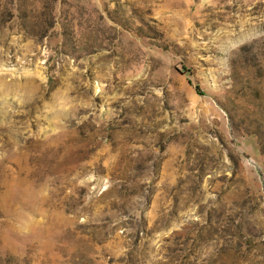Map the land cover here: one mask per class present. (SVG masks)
Returning a JSON list of instances; mask_svg holds the SVG:
<instances>
[{"label":"rangeland","instance_id":"obj_1","mask_svg":"<svg viewBox=\"0 0 264 264\" xmlns=\"http://www.w3.org/2000/svg\"><path fill=\"white\" fill-rule=\"evenodd\" d=\"M0 264H264V0H0Z\"/></svg>","mask_w":264,"mask_h":264}]
</instances>
